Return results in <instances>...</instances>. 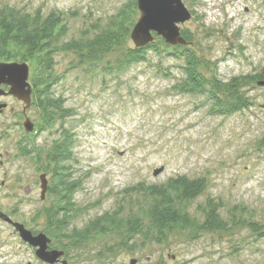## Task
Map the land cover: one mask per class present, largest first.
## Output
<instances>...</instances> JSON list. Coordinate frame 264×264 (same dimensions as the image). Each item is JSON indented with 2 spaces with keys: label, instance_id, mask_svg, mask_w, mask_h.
<instances>
[{
  "label": "rangeland",
  "instance_id": "rangeland-1",
  "mask_svg": "<svg viewBox=\"0 0 264 264\" xmlns=\"http://www.w3.org/2000/svg\"><path fill=\"white\" fill-rule=\"evenodd\" d=\"M127 1L0 0V9L61 12L66 24L62 41H68L106 27ZM181 1L191 18L180 28L190 32V47L207 79L264 74V0ZM138 17L139 12L135 21ZM133 47L128 35L121 47L99 61L82 62L73 52L54 56L59 80L53 91L63 99L68 116L51 129L37 130L28 140L41 153L54 140L66 136L71 140L68 164L80 186L73 196L69 224L84 226L106 212L128 216L137 212L135 185L184 175L206 181L205 190L187 203L188 212L201 221L199 206L207 199L219 200L226 225L208 231L170 229L160 242L99 236L77 250V261L89 264L87 258H97L95 264H128L130 258H138L140 264H153L146 261L149 257L162 258L163 264H264V88L250 83L244 88L246 108L216 113L202 94L175 87L181 62L160 46L149 51L146 61L122 72H108L107 67ZM15 61L32 68L30 61ZM0 102L7 104L0 116V208H14L19 216L29 217L51 205L49 194L40 200L39 176L48 162L18 151L26 138L23 103L11 96ZM25 115L35 121L39 109L32 104ZM6 151L11 154L8 158ZM159 167L162 172L154 176ZM247 222L255 223L257 230ZM21 251L25 257L34 256L24 248ZM172 255L175 261L170 260Z\"/></svg>",
  "mask_w": 264,
  "mask_h": 264
},
{
  "label": "trees",
  "instance_id": "trees-1",
  "mask_svg": "<svg viewBox=\"0 0 264 264\" xmlns=\"http://www.w3.org/2000/svg\"><path fill=\"white\" fill-rule=\"evenodd\" d=\"M137 13L136 0H128L109 20L107 26L92 36L62 41L66 32L63 13L52 10L44 15L36 10L30 14L10 6L0 9V62L17 59L30 61V105L39 109L38 119L35 120L39 132L51 129L57 120L68 116L63 99L53 91V86L59 80L54 73V56L59 52H73L82 62L99 61L125 43ZM180 35L185 44L170 45L162 37L154 35L152 42L122 52L119 59L107 67L108 72H122L133 64L144 62L149 51H158L160 46L181 62V78L175 85L178 90L202 94L211 102L213 112L216 113L227 115L246 108L248 99L244 88L252 82L264 80V74L237 75L225 81L215 77L207 79L199 71L200 58L190 47V32L180 28ZM70 148L69 136L62 141L54 140L44 153L27 137L19 142L20 153L25 156L36 155L37 159L41 156L48 162L46 170L42 172L50 175L49 195L52 199L51 205L45 207L47 225L65 227L74 212L73 196L80 182L70 171ZM205 188L204 178H188L184 175L169 177L161 183H139L132 189L138 197L135 204L137 212L125 217L115 212L98 215L84 225L90 228L82 231L81 240L86 242L99 236L120 235L126 239L139 237L142 240L160 242L170 229H224L226 222L219 213V200L207 199L204 205L199 206L201 221L188 212L187 203L199 196ZM247 226L257 230L253 222H247Z\"/></svg>",
  "mask_w": 264,
  "mask_h": 264
},
{
  "label": "water",
  "instance_id": "water-1",
  "mask_svg": "<svg viewBox=\"0 0 264 264\" xmlns=\"http://www.w3.org/2000/svg\"><path fill=\"white\" fill-rule=\"evenodd\" d=\"M139 17L135 21L130 39L135 47L144 46L154 40V35L162 37L167 44H185L180 35V25L191 18V12L185 7L181 0H136ZM29 65L27 62L2 61L0 62V96H13L23 103V112L29 108L31 103V85L29 83ZM264 88V80L256 83ZM1 86H7L4 90ZM6 107L5 103L0 104V111ZM22 127L25 132L33 131V123L25 118ZM163 167L155 168L153 175L161 173ZM40 197L43 198L47 189V179L44 174L39 176ZM0 217L9 220L0 211ZM10 221V220H9ZM20 237L25 242L37 247L36 256L51 261L59 253L46 251L47 239L43 234L32 236L22 224L12 223Z\"/></svg>",
  "mask_w": 264,
  "mask_h": 264
},
{
  "label": "flooded vegetation",
  "instance_id": "flooded-vegetation-1",
  "mask_svg": "<svg viewBox=\"0 0 264 264\" xmlns=\"http://www.w3.org/2000/svg\"><path fill=\"white\" fill-rule=\"evenodd\" d=\"M4 90H7V86H1ZM9 97V96H0V98ZM13 97V96H11ZM2 102H0L1 104ZM6 104V103H5ZM31 106V105H30ZM29 106V107H30ZM4 107L2 111H0V116L4 113ZM24 119L27 117L25 112H23ZM28 118V117H27ZM23 119V120H24ZM33 123V131L30 133L25 132V137L29 138L35 132H37L36 122L31 120ZM1 135V131H0ZM1 140V136H0ZM11 154L6 151L5 157L8 158ZM2 154L0 152V167L3 164ZM46 176L47 179V189L43 198L40 197V200L43 202L46 196L49 194V185H50V175L42 173ZM3 183V182H2ZM1 185V182H0ZM28 193L30 192V188H27ZM0 211L6 215V217L10 220H6L5 218L0 217V264H80L77 261V250L81 248H85L84 246L87 244L86 242H82V231L86 228L85 226H75V225H67L63 226H53L47 225V220L44 219L43 222L40 221V218L43 216L45 218V214L47 211L45 209H41L29 217L27 216H19V211L13 209L2 210ZM45 221V222H44ZM19 223L24 226L26 230H28L31 235L37 236L39 234H43L46 239V251H56L59 255L51 261H45L36 256L37 247L25 242L21 239L18 231L12 225V223ZM45 223V224H43ZM42 224V225H41ZM4 235V237H3ZM26 249L28 254L34 255L33 257H25L22 253V249ZM20 250V252H19ZM153 260V264H163L164 259H151L146 258V261ZM170 260L175 261L174 256H170ZM85 261H88L90 264H95L96 259L87 258ZM140 259L138 258H130L128 260V264H140Z\"/></svg>",
  "mask_w": 264,
  "mask_h": 264
}]
</instances>
